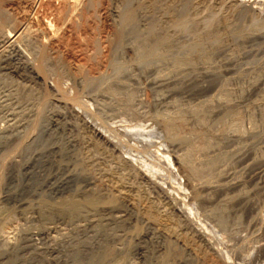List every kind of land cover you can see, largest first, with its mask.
<instances>
[{
  "label": "rangeland",
  "instance_id": "rangeland-1",
  "mask_svg": "<svg viewBox=\"0 0 264 264\" xmlns=\"http://www.w3.org/2000/svg\"><path fill=\"white\" fill-rule=\"evenodd\" d=\"M117 1L0 0V11L3 15L0 21L2 17L6 18L5 23L0 22V45L3 47L0 46V93L2 94L0 95L2 113V115L0 113V131L14 121V119L8 120L10 115L7 118L5 116L8 95L10 97L13 93L14 100L15 95L18 94V99L22 102L28 99L25 94L31 93L33 95L31 101L34 102L35 107H31L34 110L29 115L31 124L27 127L28 130L30 127L34 131L38 129L32 119L41 107L43 109L41 114L53 113L54 117L61 120L57 129L62 138L67 139L66 149L59 150V144L53 143L50 144L52 145L50 148L48 145L41 150L40 148L33 150L31 159H27L22 157L24 148L21 147H24L23 144L28 142L27 140H31L34 131L30 130L27 134L26 128L25 133L22 131L20 134H10L6 138L7 141H3L0 137V147H10L2 150L0 148V152L3 151L0 153V202L9 210L5 215V221L3 219L0 222L2 237L10 242L15 241L21 229L30 221L31 223L34 221V225L42 221L39 215L41 203L59 201L61 195L58 191L65 188L67 183L69 187L72 185L78 189H87L85 181L87 177H91L98 188L109 191L113 184L120 183L126 186L131 196L134 195V203L139 207L138 215L131 216L133 232L144 233L152 225L160 232L169 233L171 237H169L168 250L160 239L148 238V243L152 247L157 248L161 253L165 251L160 257V259L166 257L165 264H187L184 258L187 250L194 255L197 264H264V133H261L264 130L262 125L264 121V31L262 29L264 30V27L261 29L262 33L259 31L253 36L245 35L238 41H225L220 52L215 53L216 58L214 56L212 62L208 61L210 67L207 62V67L204 64L207 69L219 70V76L211 81L210 85L205 81V86L198 88L200 90L192 89L186 84L189 81V77H186L189 74L186 66L181 67L174 74L168 63L142 66L135 61L133 58L135 34L130 32L127 33L128 35H123L120 31L119 17H117L120 4ZM240 4L248 11L240 17V22L250 24L258 20L264 24V3L258 4L250 0ZM222 6V8L218 6L219 14H232L227 4ZM208 14L209 10L200 8L193 17L196 18L195 20L201 19L199 22H202L208 19ZM232 15L234 18L238 17L237 10L233 11ZM8 28L10 30L19 28L20 34L18 33V37L15 38L17 42L10 44L3 38L9 31ZM178 35L181 40L188 39L184 33ZM117 40H120V45L114 49V42ZM5 43L9 46L7 44L3 46ZM35 46L38 48L36 49ZM39 48L49 59L46 71L39 69L37 54ZM6 54L9 55L8 58ZM114 57L121 65L126 63V67L116 70ZM227 57L231 60L225 59ZM231 57L234 59L232 60ZM200 66L203 65L199 64L198 67ZM155 68L160 69V72L164 69L166 71L162 74ZM183 68H186V71ZM31 71L38 74L37 78L29 76L32 74ZM195 71H198L197 68L194 69ZM199 71L190 73L192 75L190 77L195 75L196 78H201ZM164 73H167V76H164ZM182 75L187 80H184ZM166 77H169V80ZM172 78L174 81L179 78L180 81L182 80L181 84L171 85L174 82ZM160 79L168 82L164 83L165 85L160 84ZM98 80L100 81L97 82ZM7 85L9 86L5 87ZM126 104H129V109H126ZM226 105H229L232 113V117L228 118L227 122L235 119L241 129L235 131L236 133L229 131L225 136L221 132L224 124L219 118L224 113L223 108ZM206 108L209 109L210 114L203 127L196 121L193 112ZM169 116L180 122L177 124L183 131L185 130L184 132H196L200 128L209 127L211 134L219 138V144L208 148L210 151L202 149L200 152H194L193 155L195 162H199V159L200 161L210 159L214 155V157L220 156V160L216 159L218 168L216 163L212 168V170L217 169V172L211 170L209 176L203 175L204 179L200 175L193 176V179L190 177L192 180L188 179L189 176L184 172L185 167L173 158V155L179 156L182 152L185 153L186 143L177 141L176 144L171 145L169 140H166L163 123L169 120ZM207 123L209 125H206ZM193 140L198 142V137ZM17 143L21 147H18ZM219 148L225 153L220 152ZM214 149L216 151H212ZM235 149L237 151H234ZM45 150L49 154L48 158L45 157L47 160L44 159L42 163L37 162V154L43 152L45 154ZM2 153H6L7 157ZM229 153L236 154H232L234 157L231 155L230 158ZM167 154L172 157L170 159L173 163L167 162ZM219 164H222V171L219 169ZM150 166L153 169L149 168ZM33 168H37L42 173L39 174L41 176L39 179L38 176L30 177ZM191 181L197 186L196 189L192 188ZM220 181L221 183L217 185L216 183ZM60 183L63 187H57V184L61 185ZM204 184L210 187L205 190L202 188ZM212 186H216L215 189L211 188ZM107 203L110 206H128L127 200L115 191L111 192L106 200ZM217 204L226 205L225 227L219 225L215 219L214 211ZM81 221L75 222H80L78 224L82 225L83 221ZM119 225H124V222ZM63 226H66L63 230L68 232L70 225ZM126 247L132 248V242H127ZM127 259L132 264L134 262V264H147L132 253Z\"/></svg>",
  "mask_w": 264,
  "mask_h": 264
},
{
  "label": "bare ground",
  "instance_id": "bare-ground-1",
  "mask_svg": "<svg viewBox=\"0 0 264 264\" xmlns=\"http://www.w3.org/2000/svg\"><path fill=\"white\" fill-rule=\"evenodd\" d=\"M118 1L120 4V7H119L120 10H119V12H117V17H119V26L121 27L120 31H122L123 35L130 33V32L135 34L134 35L135 36V45H134V52H135L134 54L135 55L133 54L134 55L133 58L135 59V61H137L142 66H149L151 64L156 65L158 63H160V64H164V63L167 64L168 63L171 67V71L175 72L174 74H176V72L179 71V69H181V67L186 66V67H188V69H186V68H183V69H184V71H186V70L188 71L189 74L186 77L187 78L189 77V81L188 82L185 81V82H187L186 83L187 86L191 87L192 89L193 88L198 89V88L204 87L205 81L209 83L208 85H210V82L219 76V73H218L219 70H215V69H211V68L207 69L206 68L207 67L206 62H207V65L210 67V65L208 64L209 63L208 61L211 60L210 62H212V60L214 59L215 53L217 54L218 51L220 52V49L223 48V45H225V41H227V40L238 41L242 37L244 38L245 35L250 36L252 34V36H253V34H255L259 31H260V33H262L261 29L264 27L263 22L260 23L256 19L255 20L258 21L259 23L256 21H255V23L253 22L250 24H244V23L240 22L241 21L240 17L245 13V11H247L246 7L242 6L240 4V2L245 3L246 1H250V0H118ZM211 2L215 5H213ZM254 2L261 4V3H264V0H254ZM224 4H227V7L229 9H231V11L230 10L229 11L232 12V14H233V11L237 10L238 17L234 18V16L232 14H230L231 15L230 16L229 14H226V13L219 14V9L222 8L223 7L222 5H224ZM68 6L71 7V5H68ZM218 6L220 7L219 9H218ZM200 8L209 10V14H208L209 16L206 15L208 19L204 18L207 20H203L202 22H199L201 20L200 18H199L200 20H198V19L195 20L196 18L193 17V14H196V12H198V10ZM201 12L203 13V10ZM1 16H3V15L1 14V11H0V17ZM198 16H199V14H198ZM2 18H3L2 20H4V21L1 20L0 22H2V24H3L6 22L5 21L6 18L5 17H2ZM236 19H238V20H236ZM7 21H9V20H7ZM262 31H264V30L262 29ZM18 33H19V28L18 29L15 28L12 30L9 29V31L6 33V35L4 34L5 36L3 38L6 39L5 41L7 43L9 42L11 44L13 42H17L15 38H16V36L18 37ZM182 33L186 34L188 37V39H185V41L179 39L180 35H178V34H182ZM259 36H262V35H259ZM0 42H1V40H0ZM7 43H5L3 46H5ZM119 43H120V40H117L114 42V46H115L114 49H116V46L118 47L120 45ZM12 45H14V44H12ZM19 46H20V44H19ZM10 47H11V45H10ZM35 48L37 49L38 47L35 46ZM13 49H16V48H13ZM16 50L14 52L15 54H16ZM39 50H40V48L38 49V52H37L38 58H39V64H40L39 69L41 68L42 71H46L48 68V65H49V59H48L47 55L42 53V50H40V51ZM235 51H233L234 54H235ZM234 54H231V55L233 56ZM6 56H7V54H6ZM8 57H9V55L7 56V58ZM234 57H235V55H234ZM215 58H216V56H215ZM222 59H224V58H222ZM225 59L231 60V59H228V57ZM233 59L234 58H232V60ZM113 60L112 61L116 67V70H118V71L125 68L126 67L125 65H127L126 63H125V65H121L120 61H117L115 59V57L113 58ZM229 63L227 65H229ZM199 64H202L203 66L205 64L206 67L205 66H204L205 68L203 66L198 67ZM155 65H154V67L157 66V65L156 66ZM15 66H16V64H15ZM151 66H153V65H151ZM215 66H216V64H215ZM235 66H237V65H235ZM26 67H27V65H26ZM29 67H31V66H29ZM158 67H159V65H158ZM163 67L165 68L164 65H163ZM166 67H167V65H166ZM216 67H218V66H216ZM31 68H30V70H31ZM195 68H197L198 71L200 69L199 72L201 73V78L200 77L196 78L195 75H194V77H190V76H192L191 74L194 72ZM155 69H158V68H155ZM228 69H230V68H228ZM116 70H115V72H116ZM158 70L160 72V69H158ZM240 70H241V68H240ZM263 70H264V67H263ZM163 71H166V69H164ZM163 71L161 70L162 74H163ZM198 71H195L194 73H196ZM31 72H32V74L30 73L31 75H29V76L30 77L32 76V78L34 77V79L37 78L38 74L35 71H31ZM159 72H158V74H159ZM220 72H221V70H220ZM167 73L166 74L164 73V76L165 75L167 76ZM228 73H229V71H228ZM184 75H182L185 78L184 80H187V78ZM197 75L198 74H196V76ZM168 76H170V75H168ZM173 76L175 77V75H173ZM157 78L159 79V77H157ZM92 79H90V80H92ZM99 81L100 80H98L97 82H99ZM156 81H154V82H156ZM160 81H161V82H159L160 84H164V83L168 82V81H163V79H160ZM172 81H174L173 78H172ZM181 81L178 78L174 82H172L174 84L171 83V85L181 84ZM93 82H95V81H93ZM217 83H218V81H217ZM182 84H183V82H182ZM221 84H220V86H221ZM8 86L9 85H7L5 87H8ZM184 87H186V86L184 85ZM198 90H200V89H198ZM0 95H2V94L0 93ZM17 95H15L14 100L12 99L13 93H12V96L10 95V97H9V95H8V97L6 98L9 101L6 102L7 103L6 107L8 109L5 108L7 111V114L6 113H4V114H6L5 115L6 118L8 115H10L11 117L9 116L10 118H8V120L12 119V121H13V119H14V121L11 123H8V125H7L8 127L3 129L2 131H0V137L2 138L3 141L6 140V138L10 134H20L22 131L24 132V129H26L31 124V123H29L31 121V119H30L31 117H29V115H31V112H33V110H34L31 107H35L34 102L31 101V100H33L32 99L33 95L31 93H26L25 97L28 99L23 100L22 102L18 99ZM130 96H131V94H129V97ZM164 97H165V95H164ZM19 98H21V97H19ZM39 105H41V104H39ZM41 106H43V104ZM125 107H126V109H129V104H126ZM40 109H41V112H40ZM223 109H224V113L223 114L221 113L222 116H221V114L219 115V116H221L219 118L220 119L219 121L224 124V127L222 126L223 129H221L223 131H221V132L224 133V135L225 134L227 135V133L229 131L230 132L233 131V133L235 131L238 132V130L241 129V126L238 124L237 120L231 119L229 122H227V119L232 117V113H231V109H230L229 105H226ZM223 109H222V111H223ZM25 110H27V111H25ZM42 110L43 109L40 107L38 109L39 112L37 111L39 114L36 112L37 115H34L36 117L34 118V116H33V119H32V121L34 122L33 124L35 126H37L38 129H36V127L34 128L32 125V127L37 130V132H36V130L34 131L30 127L31 132L32 131L35 132V134H33V137H30L31 134L29 135L31 140H27L28 142L23 144L24 147H21L22 144L19 141L18 142L21 144V146H20V144L17 143L18 147L24 148V150H23L24 156H22V157H27V159L30 158L31 152L33 150H36L37 148H40V150H41V148H45L48 145L50 148V146H52L50 144H53V143L59 144V146H60L59 150H62L64 148L66 149V147H67V139L64 140L62 138L61 134L58 132L59 130L57 129L59 122L61 120H59L57 117H54L53 113L50 115L41 114ZM1 111H3V110L1 109ZM208 111H209V109H207V108L201 109V110H194L193 113H195L196 121L199 124L203 125L207 122V116H209V114H210ZM34 114H35V111H34ZM1 115H2V113H1ZM263 116H264V113H263ZM28 117L30 120L27 119ZM218 117H216V118L218 119ZM165 120H167V119H165ZM177 123H180V122L179 121L176 122L173 119V116L170 117L169 120H167L165 123H163V129L166 133L165 136L167 138V139L166 138L165 139L169 140V143H171V145L176 144L175 142H177V141L178 142L181 141V143L182 142L186 143V151H185V149L183 150V151H185V153L182 152V154L179 156L173 155L174 156L173 158L176 161L180 162L181 165H183V167H185L184 172L187 173L186 175L189 176L188 179L190 177L193 179V176H199L200 175L202 177L203 175L204 176L208 175L211 172L212 168L215 167L214 164L216 163V159H219L220 156L214 157L215 156L214 155L213 157L211 156L210 159H206V160L201 159V161L199 159L201 157H199L198 158L199 162H195L193 160L194 159L193 155L197 151L200 152V150L202 151V149L208 150V148L212 147L213 145L215 146V144H219L218 143L219 138L214 137L211 134V132L208 130L209 127L204 128V129L200 128L196 132H188V131L184 132L185 130L183 131L182 128ZM206 125H209V124L207 123ZM262 125L264 126V121H263ZM203 127H204V125H203ZM30 130H28V128H27V130H26L27 134H28V131L30 132ZM262 130H263V128H262ZM256 133H257V135H260V134H258V132H256ZM261 133L263 134L264 130ZM222 136H223V134H222ZM251 136H255V135H251ZM195 137H198V142L197 141L195 142L193 140ZM257 137H259V136H257ZM227 138H228V136H227ZM25 139H27V137ZM231 140H233V139H231ZM253 140H254V138H253ZM9 141H8V143H9ZM257 141H259V140H257ZM257 141H255V142H257ZM23 143H24V141H23ZM180 144L178 143V145H180ZM11 145H12V143H11ZM1 146H2V144H1ZM181 146H183V145H181ZM6 147H8V146H6ZM6 147H3V148H6ZM14 147H15V144H14L13 148ZM3 148H1V150ZM8 148H10V147H8ZM21 148H18V149L21 150ZM181 149H182V147H181ZM219 149H220L219 151L222 152L221 148H219ZM239 149H241V148H239ZM38 151H39V149H38ZM208 151H210V150H208ZM212 151H216V150L214 149ZM234 151H237V149H235ZM242 151H241V153H242ZM1 152H3V151H1ZM46 152L47 151L45 150V154H44V152L37 154L38 157H36V159H37L36 161L37 162L39 161V163H42V161L44 162V159H46L45 157L48 158V156H49V154H48L49 150H48L47 154H46ZM78 153H77V156H78ZM204 153H206V151ZM216 153H218V152H216ZM2 154H5V157H7L6 153H2ZM10 154H7V155H10ZM202 154H201V156H202ZM207 154L212 155V153H208V152H207ZM232 154H234V153H232ZM232 154H230V158H231ZM225 155H227V153ZM10 156H12V155H10ZM79 157H80V155H79ZM170 157L168 154L166 155V160H168L167 162H169V164L173 163L172 160L170 159ZM202 157H204V156H202ZM223 157H225V156L223 155ZM80 158H78V159H80ZM195 158L197 159V157H195ZM228 158H226V159H228ZM240 159L242 160V158H240ZM133 160H134V158H133ZM224 161H222V162H224ZM77 162L79 163V160ZM89 162H90V160H89ZM162 162H163V160H162ZM92 164H93V161H92ZM216 164H217L216 166L218 168V162ZM219 165H220L219 169L221 170L222 164H219ZM223 165H224V163H223ZM169 166H171V165H169ZM31 167H35V166H31ZM149 168H152V167L150 166ZM35 169L32 171V174L30 177L37 178V176H38V179H39V177H41V176H39V174H42V173H40L37 168H35ZM215 170L217 172V169H215ZM215 170H212V171L214 172ZM216 172L214 173L215 177H216V175H215ZM218 172H220V171L218 170ZM219 174H221V173H219ZM226 175L228 176V174H226ZM204 176H203V179H204ZM208 176H206V177H208ZM219 176L221 177V175H219ZM196 178H199V177H196ZM114 179H116V177ZM210 179H208V180H210ZM212 179H213V177H212ZM41 180H43V179H41ZM200 180H202V179L200 178ZM208 180H206V181H208ZM217 180H219V178ZM112 181L113 180H111V183H113ZM196 181L198 182V180H196ZM196 181H195V183H196ZM222 181H223V179H222ZM85 182L88 186V188L85 187L87 189H83V188L78 189L77 187H73L72 185H71L72 187L71 186L69 187V186H67V184H68L67 183L66 187L63 188L62 190L59 188L60 191H58V193L61 195V199H60V196H58L60 199V200L58 199L59 201H56V203H53V202L47 203L48 201H46V202L43 201L44 203H41V204L39 203L40 204V205L38 204L39 205V211H40L39 215H41L40 217L42 220V221H40L41 223L38 222V224L40 223V225H39L40 227L37 226L38 224L34 225V221L32 223L30 221V223L28 225L25 223V225H27V226H24L25 228L21 229V231L18 234V238L12 242L7 241L6 238H3L4 236L2 237V235L0 233V264H132L131 261H128V259H127L128 255L131 253L134 254L135 256L141 258V260H143V262H146L147 264H165V263H167V259L165 256H163V259H160V257L162 256V254L165 251H163L162 253H161V251L159 252L158 249L155 247H152L151 244L148 243V241L150 238L160 239L161 241H163V243L166 246V249L168 250L170 247V245L168 243L169 237H171V236L168 235L169 233L160 232L157 228L153 227L152 225H150L148 227V230L144 233H141L140 231L139 232H133L132 231L133 230L132 227L134 225H133V222H131V216L132 215H134V216L138 215V207L139 206L136 203H134L135 197L133 198L134 195L131 196V194L128 193V191H127L128 189L126 188V186L121 185L120 183L119 184L116 183V184H113L111 186V189L109 188V191H107V189L105 190V189H101V188L96 187L94 182H92L91 177H87ZM191 182H193V181H191ZM220 183H221V181L219 183H216V184L218 185ZM210 184L212 185V183H210ZM59 186H62V184L61 185L57 184V187H59ZM199 186H200V184L198 185V188H199ZM193 187L195 189L197 188V186L194 185V182H193L192 188ZM209 187L210 186L207 184H204V186H202V188H204L205 190H206V188H209ZM213 187L214 186H212L211 188H213ZM215 187H214V189H215ZM219 187H220V185H219ZM111 190L115 191L118 195L124 197L128 202V206L127 205L110 206V205H108V203L106 204L107 198L109 197L111 192H113ZM132 192H134V191H132ZM19 202H21V201H19ZM211 202H213V201H211ZM20 204H22V203H20ZM132 207H135V208L133 209ZM225 209H226V205H223V204L218 205L217 204L215 211H214L215 219H216L217 223L219 225H221L222 227H225L226 222H227V216H226V210ZM7 213H9V210L3 205L2 202H0V222H1V220H3L5 218V215ZM161 215L163 216V214H161ZM36 218H37V216H36ZM29 219H30V217H29ZM32 219H34V218H32ZM77 220H82L84 224L83 223H82V225L78 224L80 222L76 223L75 221H77ZM3 221H5V219ZM122 222H124V225H122V226L119 225V223H122ZM64 224L70 225L69 231L67 230L68 232H65L63 230L64 228H66V226H63ZM54 233L56 235H54ZM172 233L174 234V232H172ZM172 233H170V234H172ZM175 235H176V233H175ZM177 236H178V234H177ZM177 236H175L176 239H177ZM129 241L132 242V248H130V249L126 247V243ZM184 258H185V261H187V264H197V261L195 260V257L191 253L190 250H187V255Z\"/></svg>",
  "mask_w": 264,
  "mask_h": 264
}]
</instances>
